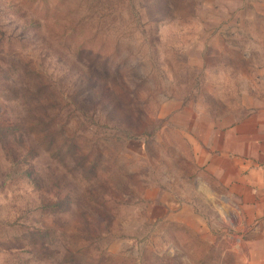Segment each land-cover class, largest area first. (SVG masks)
<instances>
[{
    "label": "rangeland",
    "instance_id": "obj_1",
    "mask_svg": "<svg viewBox=\"0 0 264 264\" xmlns=\"http://www.w3.org/2000/svg\"><path fill=\"white\" fill-rule=\"evenodd\" d=\"M259 249L264 0H0V264Z\"/></svg>",
    "mask_w": 264,
    "mask_h": 264
},
{
    "label": "crops",
    "instance_id": "obj_2",
    "mask_svg": "<svg viewBox=\"0 0 264 264\" xmlns=\"http://www.w3.org/2000/svg\"><path fill=\"white\" fill-rule=\"evenodd\" d=\"M261 206H262V205H261ZM258 253L260 254V256H262V257L264 258V251H263V250L259 249V250H258Z\"/></svg>",
    "mask_w": 264,
    "mask_h": 264
}]
</instances>
